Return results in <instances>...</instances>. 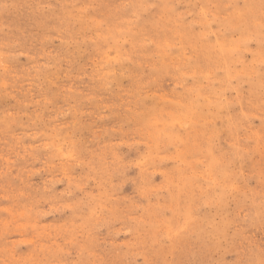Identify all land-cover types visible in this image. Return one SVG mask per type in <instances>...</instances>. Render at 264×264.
Returning <instances> with one entry per match:
<instances>
[{"label": "rangeland", "instance_id": "1", "mask_svg": "<svg viewBox=\"0 0 264 264\" xmlns=\"http://www.w3.org/2000/svg\"><path fill=\"white\" fill-rule=\"evenodd\" d=\"M0 264H264V0H0Z\"/></svg>", "mask_w": 264, "mask_h": 264}]
</instances>
